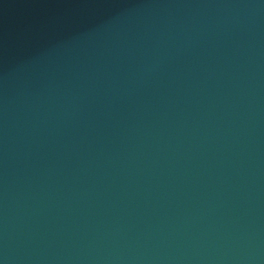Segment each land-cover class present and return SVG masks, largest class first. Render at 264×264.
<instances>
[{
	"label": "water",
	"instance_id": "obj_1",
	"mask_svg": "<svg viewBox=\"0 0 264 264\" xmlns=\"http://www.w3.org/2000/svg\"><path fill=\"white\" fill-rule=\"evenodd\" d=\"M0 264H264V0H0Z\"/></svg>",
	"mask_w": 264,
	"mask_h": 264
}]
</instances>
